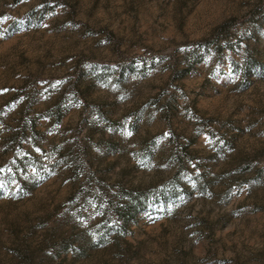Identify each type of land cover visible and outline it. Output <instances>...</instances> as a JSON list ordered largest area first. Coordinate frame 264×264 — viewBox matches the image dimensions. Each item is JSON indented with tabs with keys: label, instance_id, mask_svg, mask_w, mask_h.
I'll use <instances>...</instances> for the list:
<instances>
[{
	"label": "rangeland",
	"instance_id": "obj_1",
	"mask_svg": "<svg viewBox=\"0 0 264 264\" xmlns=\"http://www.w3.org/2000/svg\"><path fill=\"white\" fill-rule=\"evenodd\" d=\"M0 264H264V0H0Z\"/></svg>",
	"mask_w": 264,
	"mask_h": 264
}]
</instances>
